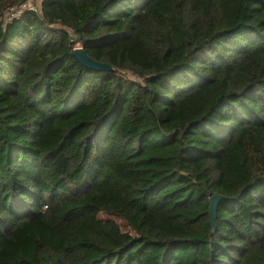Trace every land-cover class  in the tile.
<instances>
[{"label": "trees", "instance_id": "trees-1", "mask_svg": "<svg viewBox=\"0 0 264 264\" xmlns=\"http://www.w3.org/2000/svg\"><path fill=\"white\" fill-rule=\"evenodd\" d=\"M23 1L0 0V264H264V0L6 21Z\"/></svg>", "mask_w": 264, "mask_h": 264}, {"label": "water", "instance_id": "water-1", "mask_svg": "<svg viewBox=\"0 0 264 264\" xmlns=\"http://www.w3.org/2000/svg\"><path fill=\"white\" fill-rule=\"evenodd\" d=\"M72 54L77 58V60L84 67H86L90 70H95L98 72L113 70V68L109 64H106L103 62H98V61H95L94 59H92L90 56L87 55L85 50L81 47L75 48L73 50ZM226 201H229V199L226 198L225 196H221V195H212L211 196L210 216H211V221H212L214 228H216L218 205L223 203V202H226Z\"/></svg>", "mask_w": 264, "mask_h": 264}, {"label": "built area", "instance_id": "built-area-1", "mask_svg": "<svg viewBox=\"0 0 264 264\" xmlns=\"http://www.w3.org/2000/svg\"><path fill=\"white\" fill-rule=\"evenodd\" d=\"M34 2H35V0H24L20 5H18L17 7L13 8L11 11H9V13L7 14L8 16L6 18V21L11 20L12 18H15L18 15H21L22 12H24L25 10H31V11L41 10V8L38 9L34 5Z\"/></svg>", "mask_w": 264, "mask_h": 264}, {"label": "rangeland", "instance_id": "rangeland-1", "mask_svg": "<svg viewBox=\"0 0 264 264\" xmlns=\"http://www.w3.org/2000/svg\"><path fill=\"white\" fill-rule=\"evenodd\" d=\"M42 1L43 0H35L34 5L39 9V8H41ZM7 16H6V18H7ZM100 218L105 219V220L113 219L120 225V227H121V229L123 231H129V232L133 233L132 229L124 221H122V220H120V219H118L116 217L109 216V215H106L104 213H101L100 214Z\"/></svg>", "mask_w": 264, "mask_h": 264}, {"label": "crops", "instance_id": "crops-1", "mask_svg": "<svg viewBox=\"0 0 264 264\" xmlns=\"http://www.w3.org/2000/svg\"><path fill=\"white\" fill-rule=\"evenodd\" d=\"M43 2V1H42Z\"/></svg>", "mask_w": 264, "mask_h": 264}]
</instances>
